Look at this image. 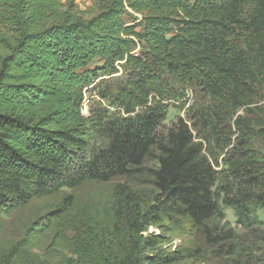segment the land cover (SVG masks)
Segmentation results:
<instances>
[{
  "label": "trees",
  "instance_id": "1",
  "mask_svg": "<svg viewBox=\"0 0 264 264\" xmlns=\"http://www.w3.org/2000/svg\"><path fill=\"white\" fill-rule=\"evenodd\" d=\"M106 183L107 235L73 194L45 216L73 214L67 264H174L176 222L237 257L224 209L264 227V0H0V215Z\"/></svg>",
  "mask_w": 264,
  "mask_h": 264
},
{
  "label": "rangeland",
  "instance_id": "2",
  "mask_svg": "<svg viewBox=\"0 0 264 264\" xmlns=\"http://www.w3.org/2000/svg\"><path fill=\"white\" fill-rule=\"evenodd\" d=\"M97 1L77 0L76 4L86 10ZM117 76L124 77L123 72L120 71ZM85 100L83 113L87 116L91 101H99L98 92L89 89ZM192 103L193 95L190 92L185 99L170 101L167 120L163 126L169 128L178 118L185 119ZM103 105L111 109L107 102H103ZM152 165L153 163L149 164L150 167ZM115 184L117 183L87 185L74 192L66 191L60 196L37 200L11 215H0V264H67L70 260L77 263L79 258L71 253L68 243L55 240L57 231L66 237L71 236L69 226L74 220L70 209L65 207L60 226L46 234L43 231L45 216L56 209L65 196L73 194L78 206L89 207L91 219L107 235L113 223L110 200ZM143 187L147 186H139ZM224 210L226 219L223 224L227 222L229 228L238 233L240 238L238 249L241 252L237 253V257L221 253L219 248L209 246L201 233H197L188 224L176 222L168 226L163 247L166 252H176L178 260L174 264H264V227L245 232L238 226L233 211ZM258 215L260 220L264 221V210H260ZM154 231L160 233L159 230ZM108 259L106 256L103 261L101 253L97 251L90 260L95 264H105Z\"/></svg>",
  "mask_w": 264,
  "mask_h": 264
},
{
  "label": "built area",
  "instance_id": "3",
  "mask_svg": "<svg viewBox=\"0 0 264 264\" xmlns=\"http://www.w3.org/2000/svg\"><path fill=\"white\" fill-rule=\"evenodd\" d=\"M73 1H75V3L77 2V0H73Z\"/></svg>",
  "mask_w": 264,
  "mask_h": 264
}]
</instances>
